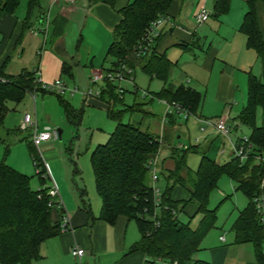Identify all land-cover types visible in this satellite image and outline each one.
Returning <instances> with one entry per match:
<instances>
[{
  "label": "trees",
  "instance_id": "trees-1",
  "mask_svg": "<svg viewBox=\"0 0 264 264\" xmlns=\"http://www.w3.org/2000/svg\"><path fill=\"white\" fill-rule=\"evenodd\" d=\"M20 1L0 0V17L4 14L13 15ZM88 1L114 8L117 0ZM173 1L130 0L119 10L121 20L113 30V40L105 58L112 64L110 69L104 71L114 70L122 64L133 71L138 67L147 76H155L163 82L164 86L155 94V98L167 103H177L196 117L202 97L193 89L170 85L169 61L165 55L156 53L160 34L145 54L139 57L134 54L146 29L153 21L167 16ZM230 2L231 0H214L212 17L225 15ZM27 3L25 21L39 6V0H28ZM245 3L247 10L240 32L246 37L247 47L257 54L261 75L256 77L251 74L248 77L247 101L235 118L237 123L234 130L238 126L250 129L248 138L254 154L264 153V125L256 124L257 109L264 111V41L255 11L256 4H264V0H246ZM4 67L5 63L0 66V122L8 111L7 102L18 103L33 91L34 94L53 93L36 86L32 71L22 70L17 75H11L4 72ZM59 100L66 117L70 121L79 122L82 110L76 111L68 102ZM99 100L106 105L107 117L115 121L116 125L107 142L97 145L90 159L96 193L101 202L97 219L111 226L118 217L135 222L140 239L130 248L128 255L142 252L145 255L144 264H211L195 256L200 251L205 235L215 226L216 210L208 208L209 196L217 188L218 180L226 175L236 184L235 191L242 192L249 200L248 205L239 211L232 226L234 243L252 244L256 264H264V229L254 203V199L260 196H263L264 202V188L261 187L264 167L256 165L253 157L241 163L230 156L228 161L220 163L203 154L198 167L191 170L186 168V156L188 152L195 151L198 145L174 147L171 149V159L175 162V170L161 174L166 185L162 189L157 208L146 166L161 149L163 140L159 141V136L141 131V120L139 126L131 121L123 123L122 117L126 111L132 113L141 109L134 103L124 111L118 110L117 105H123V97H119L114 84H103ZM174 118L175 115L168 116L167 122L174 123ZM30 154L37 169L40 161L38 153L31 151ZM184 168L187 169L185 178L181 176ZM177 185L189 186L188 202L172 200V191ZM48 199L47 188L31 190L29 178L4 163L0 164V264H32L40 258L41 245L60 234L62 211L48 208ZM189 203L197 207L195 215H203L196 228L190 226L191 217L187 222L178 219V213H182ZM52 212L58 213L57 222L52 221ZM155 222H158L157 226Z\"/></svg>",
  "mask_w": 264,
  "mask_h": 264
},
{
  "label": "crops",
  "instance_id": "crops-1",
  "mask_svg": "<svg viewBox=\"0 0 264 264\" xmlns=\"http://www.w3.org/2000/svg\"><path fill=\"white\" fill-rule=\"evenodd\" d=\"M23 1H20L13 15L4 14L0 17V34L6 39L0 51V66L4 63L6 65L18 48L20 58L23 57L25 50H30L29 52L32 54L34 48L35 64L30 68H23V70L39 69L40 77L44 82L60 79L74 87L79 85L85 88L90 85L89 78L92 73L111 68L112 62L105 60L106 54L113 40V30L121 20L119 10L125 7L130 0H117L114 8L103 3L92 4L88 0H75L71 3L61 0H39V6L32 11L27 21L25 20L28 0H25L24 15L20 18L16 17V12ZM245 2L246 0H231L228 12L219 18H214L211 15L214 0H174L167 12V20L160 28L156 53L165 55L169 61L168 81L171 86L175 88L182 86L200 93L202 101L196 115L198 119L207 118L203 115V111L206 103L209 102L211 105L223 107L217 113L212 114V116L215 115L214 117L210 118L218 119L226 116L229 125L233 126L237 123L235 117L238 114L232 116V111L243 103L245 91L246 100L242 108L246 104L248 77L251 74L255 76L253 71L258 65L259 59L256 52L247 47L246 37L240 32L247 10ZM202 3L205 6L210 4L209 13L213 19L212 24L208 25V20L202 25L195 23L194 15ZM255 11L264 41V4L257 3ZM198 27L200 28L198 29ZM36 28L45 29V31L34 35L32 31ZM200 29L202 30L201 34L198 33ZM30 63L31 59L24 65H30ZM106 63L108 66L105 67ZM259 65L261 75L260 62ZM133 79L132 84L136 86L135 78ZM149 79L151 81L159 80L155 76L149 77ZM159 81L157 90L151 91L148 86L145 93L155 96L160 92L164 84L161 80ZM83 99V102L85 101L88 105L93 104L106 109V105L101 101ZM159 101L161 103V106L157 105L158 111H161L159 120H143L140 129L153 136H159L163 140L158 157V172L166 174L175 170V162L171 159V149L174 147H171L173 136L170 132V128L174 126L175 122L169 124L167 120L163 121L166 105L165 101ZM177 118L175 116L174 119ZM186 173V168L181 170L183 178L186 177ZM178 188L186 192L187 196L182 200L173 198L172 200L188 202L190 200L189 186H179ZM58 193L62 201L59 189ZM62 202L65 212L69 215V224L72 230L60 233L44 242L41 245L38 260L52 257V264H68V258L71 257L70 249L74 245H78L84 251L85 248L90 250L89 256H91L84 255L82 258L85 259L86 264H89L88 260H92L94 253L110 256L112 260L109 264H144L145 255L142 252L127 254L140 239L139 237L138 241L132 242V244L126 243L131 221L124 217H118L114 225L111 226L90 217L91 212L88 213L90 209L87 206V208L84 207L85 205L82 209L67 208L64 201ZM191 207L194 212L189 213L192 218L190 226L196 228L203 215H195L197 207L192 203ZM51 218L53 222H57L58 213L52 212ZM89 218L92 220L90 221ZM108 229L111 231L113 243L111 250L106 247ZM219 241L225 243L226 239L224 236H220ZM232 252L234 250L229 247L213 248L210 263L221 264L225 260L227 262L226 256L229 253L232 255ZM221 256L224 261L220 260V262ZM101 262L99 261V264ZM229 264L246 263H238L235 260L230 261Z\"/></svg>",
  "mask_w": 264,
  "mask_h": 264
},
{
  "label": "rangeland",
  "instance_id": "rangeland-1",
  "mask_svg": "<svg viewBox=\"0 0 264 264\" xmlns=\"http://www.w3.org/2000/svg\"><path fill=\"white\" fill-rule=\"evenodd\" d=\"M209 6L210 4L208 3V6H206L208 11H210ZM25 7L26 2L24 0L16 12V17L20 18L24 15L26 11ZM212 23L213 19L210 16L207 24L209 25ZM199 28L200 27H198V29ZM201 31L200 29L198 33L201 34ZM4 39V36L0 34V51L5 44L6 39ZM29 51L30 50H25L23 57L20 58V51L18 48L7 61L4 72L17 75L22 72L23 68H30L33 66L35 64V49L33 48V55L30 54ZM30 59V65H24L29 62ZM257 64L256 69L253 71L255 76L260 75L259 62H257ZM106 66H108L107 63L105 64V67ZM133 78H135L136 86L127 81L121 82L119 85L115 84L116 92L118 90L117 88L124 90L122 96L123 105H117L118 110L124 111L127 107L133 106L134 103L141 109L132 113L126 111L122 117L123 123L131 121L139 126L140 120L143 121L148 119L158 121L161 116V111H158L157 105L161 106V103L155 96L149 94L145 96L144 93L148 86L151 91L157 90L160 81L155 79L151 81L138 67L133 71ZM67 86L64 94H34L33 91L31 94L24 96L18 103L7 102L8 111L2 122H0V164L4 163L29 178V185L33 191L50 187V180L48 178L44 179L42 178L43 175L40 177L36 173L37 170L32 162L30 154L31 151H37L31 143L32 130L22 129V119L25 114H29L33 120L37 117L36 121L39 131L45 128L61 131L60 138L59 135H57L56 139H52L41 145V156L46 162L50 178L57 185L61 198L63 199L62 201H64L66 207L82 209L83 205L86 204L91 212L90 217L94 218L96 221L99 216L101 202L96 193L90 159L96 146L107 142L108 137L115 129L116 123L107 117L106 109L103 107L93 104L88 105L85 101L83 102L84 96L81 92L89 89L90 85L88 88L76 85L75 87L78 88L79 92L75 93L73 96L71 95V91L74 89V86L72 84H67ZM102 86V84L97 83L92 85L91 89L93 92L101 91ZM33 95L34 99L32 97ZM59 98L65 102H69L76 111L82 110V116L79 122H77V120L70 121L66 117L64 107ZM92 100L100 102L97 98ZM245 100L246 91L243 95V103L235 107L232 111V116L240 114L239 110L244 105ZM221 108L223 107L214 106L207 102L203 111V115L207 117L206 119H198L192 116L187 119L178 117L174 126L170 128L171 136H173L171 147H190L198 145V148L196 150L194 149L195 151L187 153L186 168L195 170L203 154L220 163H224L230 159L231 146L228 138L217 133L216 129L213 127L216 123V119L210 118L214 117L215 115L212 116V114L217 113ZM205 121H209L211 125H206ZM256 124L257 126L264 125V111L261 108L256 111ZM235 125L236 123L233 126L230 124L233 130L232 139L242 138L250 134V129L248 127L238 126L236 130H234ZM201 128H203L204 131H202ZM178 136L179 138H177ZM196 139L199 140L198 143H196ZM222 144H224V147H222ZM223 148L225 149V153L223 155L218 154V151ZM159 153L160 150L154 157L157 158V160L159 159ZM149 173L148 171V181L151 185ZM165 185V178L159 174L158 186L164 189ZM179 186H176L172 191L171 196L173 199L182 200L187 196L185 195L186 192L178 188ZM235 186L236 184L228 176L224 175L218 180L217 188L211 192L208 208L216 210L215 226L205 235L200 245V251L195 258L210 262L213 248L229 247L234 250V252H232V255L229 253V255L226 256L227 262L226 260L224 261V258L221 256L219 261H224L221 264H229L230 261L235 260H237L238 263L256 264L255 250L252 244L234 243L235 237L232 226L239 211L244 209L249 202L242 192L235 191ZM261 187L264 188V177ZM260 197L262 198L263 196ZM193 212L190 203L182 213H178V219L181 222H187L190 219L189 213ZM91 220L92 219H90V221ZM220 236L225 237V243L219 241ZM139 237L140 235L136 228V224L134 221H131L126 243L129 244L130 242V244H132V242L138 241ZM112 244L111 231L108 229L106 247L111 250ZM262 250L264 252V244L262 245ZM85 251L87 252V254H85L86 257H90V250L85 248ZM102 254L103 253H100L98 255L94 253V257H92L91 261L88 260V263L93 264L95 262V264H99V261H102L101 264H109L112 260L110 256ZM51 261L52 257H47L46 260L33 261L32 264H52ZM74 263V258L72 256L69 257L68 264ZM82 263L86 264L85 259H82Z\"/></svg>",
  "mask_w": 264,
  "mask_h": 264
},
{
  "label": "built area",
  "instance_id": "built-area-1",
  "mask_svg": "<svg viewBox=\"0 0 264 264\" xmlns=\"http://www.w3.org/2000/svg\"><path fill=\"white\" fill-rule=\"evenodd\" d=\"M61 1H64L66 3H71V2H74L75 0H61ZM209 17H210V13L207 10L205 4L204 3L200 4L194 15L195 23L197 25H202L208 20ZM166 20H167V17H160L149 25L144 35L140 39L137 47L135 48L134 54L136 57H139L140 55L145 54L149 50L153 40L157 38V36L160 34V28L163 26ZM44 31L45 29L36 28L32 31V33L34 35H37L38 33H42ZM32 72L34 75V83L36 84L37 87L45 91L57 93L59 95L65 93L68 86L64 81L58 79L53 82H44L42 81L40 77L39 69H33ZM124 81H127L129 83H133L134 81L133 70L125 64H122L121 66H119L118 68L114 70L96 71L92 73L91 77L89 78L90 88L81 93L84 96L85 100L87 101L94 99V98L99 99L101 95V91L93 92L91 89L92 85H95L97 83H100L103 85L105 82H109L114 85L115 84L119 85L121 82H124ZM117 89H118L117 93L119 97L122 98L124 94V90H122L121 88H117ZM77 92H79L78 88L74 87V89L71 91V95L73 96ZM144 94L145 96H147L146 93ZM32 97L34 99V95ZM165 105H166V110L163 116V121H166L168 119V116L170 115H175V116L177 115L179 117H183L184 119H187L192 116L187 109L181 107L177 103L165 102ZM205 124L211 125L209 121H205ZM213 127L216 129L218 134L228 138V141L231 146V156L232 157L237 158L241 163L246 162L250 157H253L254 163L256 165H261L262 167H264V153H254L253 154V147H252V144L249 142L248 136L232 139L233 130L230 127L228 118L226 116H222L216 119V123ZM22 129L32 130L31 143L36 148L38 156H39V160H40L38 163L39 166L36 169L37 170L36 173L40 176L43 175L42 178L44 179L48 178L51 182L50 187H47V197L49 198L47 207L52 210L62 211V216L60 217V233L71 231L72 228L69 224V215L64 210V205L59 197L57 185L50 178V174L47 169L46 162L41 156L42 154H41V149H40L42 144H45L52 139H56L58 135V131L51 130L50 128H45L39 131L37 127L36 118L33 120L29 114H25L22 119ZM201 130L204 131L203 128H201ZM159 141H162L161 137L159 138ZM195 141L196 143L199 142L198 139H196ZM224 153H225V149H223L222 151H219L220 155H223ZM146 167L148 171L150 172L149 177L151 180V187H152L154 198H155V205L156 207H158V205L160 204V197L162 195V189L158 186L159 174H158L157 158L150 159ZM254 203L256 205L257 212L260 214L261 224L264 227L263 199L261 197L255 198ZM152 217L153 219H155V216H152ZM155 225L157 226L158 222H155ZM70 255L75 260L74 264H83L82 258L85 255V251L81 249L78 245H74L70 249ZM171 264H176V263H171Z\"/></svg>",
  "mask_w": 264,
  "mask_h": 264
},
{
  "label": "water",
  "instance_id": "water-1",
  "mask_svg": "<svg viewBox=\"0 0 264 264\" xmlns=\"http://www.w3.org/2000/svg\"><path fill=\"white\" fill-rule=\"evenodd\" d=\"M58 135H59V138H60V135H61V131H58Z\"/></svg>",
  "mask_w": 264,
  "mask_h": 264
}]
</instances>
